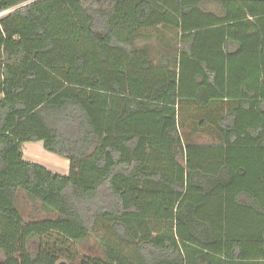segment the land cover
Here are the masks:
<instances>
[{"label":"trees","instance_id":"16d2710c","mask_svg":"<svg viewBox=\"0 0 264 264\" xmlns=\"http://www.w3.org/2000/svg\"><path fill=\"white\" fill-rule=\"evenodd\" d=\"M6 9L0 264H264V0ZM36 141L67 175L23 160Z\"/></svg>","mask_w":264,"mask_h":264},{"label":"rangeland","instance_id":"374dc122","mask_svg":"<svg viewBox=\"0 0 264 264\" xmlns=\"http://www.w3.org/2000/svg\"><path fill=\"white\" fill-rule=\"evenodd\" d=\"M210 10L217 12V10L215 8H212L211 6L209 7ZM173 35L172 32H166L165 33V40L166 42H172L173 40ZM190 140L193 143L196 144H211L216 142V138L212 137V135H208L205 133H200V134H191L190 135ZM26 148V147H25ZM32 155V159L37 163L40 164H45L46 162H52L54 161L53 158H57V156L48 153L44 150H34L33 152H31ZM18 207L20 208L23 217L25 220L28 219H40L43 217H46L47 214L41 210H39V206L37 203H30L27 200H23L22 196L19 197V201H18Z\"/></svg>","mask_w":264,"mask_h":264},{"label":"crops","instance_id":"0c3cea01","mask_svg":"<svg viewBox=\"0 0 264 264\" xmlns=\"http://www.w3.org/2000/svg\"><path fill=\"white\" fill-rule=\"evenodd\" d=\"M41 149L44 150L41 141L24 143L22 146V158H23V160L28 161V162L37 163L33 160H30V159H32L31 152H33L34 150H41ZM48 153H50V152H48ZM53 155H55V154H53ZM55 156H57V155H55ZM53 160L54 161L49 162V163L46 162L45 164H40V163H37V164L42 165L43 167H45L46 169H48L51 172H54V173H57L60 175H67L68 171H69L68 160L65 158L59 157V156H57V158L56 157L53 158Z\"/></svg>","mask_w":264,"mask_h":264},{"label":"built area","instance_id":"2783aa9c","mask_svg":"<svg viewBox=\"0 0 264 264\" xmlns=\"http://www.w3.org/2000/svg\"><path fill=\"white\" fill-rule=\"evenodd\" d=\"M10 11H11V9H6V10L0 11V18H2L3 16H5Z\"/></svg>","mask_w":264,"mask_h":264},{"label":"water","instance_id":"95a60500","mask_svg":"<svg viewBox=\"0 0 264 264\" xmlns=\"http://www.w3.org/2000/svg\"><path fill=\"white\" fill-rule=\"evenodd\" d=\"M59 264H64L63 262H60Z\"/></svg>","mask_w":264,"mask_h":264}]
</instances>
